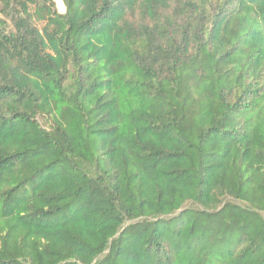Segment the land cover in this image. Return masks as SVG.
<instances>
[{"label":"trees","instance_id":"16d2710c","mask_svg":"<svg viewBox=\"0 0 264 264\" xmlns=\"http://www.w3.org/2000/svg\"><path fill=\"white\" fill-rule=\"evenodd\" d=\"M0 0V264H264V0Z\"/></svg>","mask_w":264,"mask_h":264},{"label":"rangeland","instance_id":"374dc122","mask_svg":"<svg viewBox=\"0 0 264 264\" xmlns=\"http://www.w3.org/2000/svg\"><path fill=\"white\" fill-rule=\"evenodd\" d=\"M58 1V8H59V11L61 12V13H63L64 12V5H63V2H62V0H57ZM1 17V16H0Z\"/></svg>","mask_w":264,"mask_h":264}]
</instances>
